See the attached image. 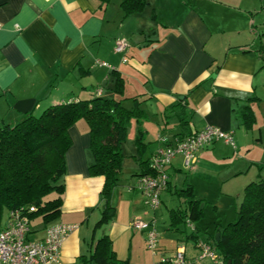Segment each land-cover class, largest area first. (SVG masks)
Instances as JSON below:
<instances>
[{"label":"crops","instance_id":"0c3cea01","mask_svg":"<svg viewBox=\"0 0 264 264\" xmlns=\"http://www.w3.org/2000/svg\"><path fill=\"white\" fill-rule=\"evenodd\" d=\"M241 5L238 0H147L140 11L128 14L121 0H0V126L51 104L100 94L123 97L126 107L141 109L140 121L131 119L136 134L138 127L145 131L133 160L126 161L130 189H123L118 198V184L114 186L109 198L113 213L96 226L104 206L103 178L88 169L93 154L87 122L79 118L71 125L61 213L45 227L38 218L33 220L30 240L43 238L47 226L63 222L78 225L62 244L65 264H94L91 252L103 234L111 239L118 258L134 264H153L179 246L185 264H212L209 258L196 260L193 239L172 227L169 210L174 207L168 208L167 220L159 222V212L147 206L153 213L145 212L144 195L137 187L140 162L149 160L158 147L157 139L154 146L146 141L148 131L156 130L157 137L163 128L170 134L183 131L174 115L181 110L188 119L186 132L212 124L231 131L236 140L235 147L217 140L199 150L188 170L181 155L167 168L169 185L161 194L178 196L177 190L188 183L204 199L202 207L217 197V213L212 211L207 220L206 206L193 221L200 239L233 220L245 186L264 178L262 38L253 43L241 33ZM118 37L127 40L126 61L114 50ZM118 81L121 86L115 92ZM178 198L179 205L185 204L184 197ZM133 213L144 221L155 216L156 254L146 247V232L130 226ZM7 219L5 209L0 221L5 224Z\"/></svg>","mask_w":264,"mask_h":264},{"label":"trees","instance_id":"16d2710c","mask_svg":"<svg viewBox=\"0 0 264 264\" xmlns=\"http://www.w3.org/2000/svg\"><path fill=\"white\" fill-rule=\"evenodd\" d=\"M146 3L147 0H121L128 14L140 11ZM259 53L264 66V38L261 39ZM117 83L115 92L121 86L120 81ZM124 99L96 94L88 99L51 104L39 113L30 112L19 121L0 126V214L5 209L8 213L19 210L28 215L29 227L36 218L45 227L60 215L66 152L72 144L69 128L79 118H83L89 127L93 154L88 169L90 175L103 178L101 195L104 206L95 225L107 222L113 213L109 198L119 181L123 157L121 144L127 136V122L131 118L140 121L142 112L135 105L126 107ZM174 115L183 131L170 134L163 128L157 137L158 147L159 135L166 136V144L171 145L175 140L196 132L185 131L188 119L184 111ZM144 133L138 127L135 139L138 146L143 143ZM140 164V176L151 173L148 159ZM168 185L169 175L164 189ZM177 194L184 197L185 204L169 210L172 227L185 234L186 238L193 239L196 247L198 240H205L222 256L225 263L231 260V264H264V178L252 180L245 186L236 217L221 228L216 227L217 232L209 233L206 239L197 236L193 225V221L203 215L204 199L198 197L188 183L177 190ZM31 207L34 210H30ZM180 224H188L190 231L186 232ZM216 233H219L218 238ZM91 260L94 264H134L115 255L107 234L95 241Z\"/></svg>","mask_w":264,"mask_h":264},{"label":"built area","instance_id":"2783aa9c","mask_svg":"<svg viewBox=\"0 0 264 264\" xmlns=\"http://www.w3.org/2000/svg\"><path fill=\"white\" fill-rule=\"evenodd\" d=\"M127 46L126 38L118 37L115 40L114 50L122 54V61L127 60L125 55ZM97 63L108 66L99 60ZM166 140V136L159 135L160 146L149 159L151 173L141 175L138 180L145 204L150 210L159 207L160 194L168 181L167 168L177 154L183 157V167L189 169L196 162L198 151L212 145L217 140H223L235 147L232 132L212 124H207L201 130L175 140L171 145L166 144ZM30 210H34V207ZM188 224L192 227L190 223ZM130 226L146 232V247L152 254H156L159 234L154 220L144 221L139 217H133ZM77 227V224L55 222L45 228L43 238L30 240L28 238L30 230L28 215L19 210H12L8 213L5 224L0 221V264H65L61 257L62 244ZM196 244L198 247L196 260L209 258L212 264H226L209 242L198 240ZM185 263L184 248L180 246L175 252L160 256L153 264Z\"/></svg>","mask_w":264,"mask_h":264},{"label":"rangeland","instance_id":"374dc122","mask_svg":"<svg viewBox=\"0 0 264 264\" xmlns=\"http://www.w3.org/2000/svg\"><path fill=\"white\" fill-rule=\"evenodd\" d=\"M238 2H240V4H242L241 6L243 9V16H244L243 20L241 21V24H240L241 33L243 34L244 37H248V40L250 42L253 41V43H259V40L261 38H264V0H238ZM149 106L150 105H148V107ZM41 111H42V109L39 112H41ZM136 126H137V124H136L134 119H130L127 122V127H128L127 136H126V139L121 144V151H122V155H123L122 160L125 159V161H123V163L121 161V167L124 165V168L122 169L123 173H121L120 181L118 183V189H117V193H116V196L118 198L123 196V193H121V192H123V189H127L132 185L131 183H129V180H128L129 176L124 175V173L125 172L130 173V170L125 169V168L129 167L128 163L126 161L128 159L132 161L133 160V153L135 152V150L136 151L138 150V146H137V143L135 141V139H136ZM148 132L149 133L146 135V141L150 142V145H153V146L156 145L157 131L155 130V131H148ZM233 141L235 144L236 140H235L234 136H233ZM130 178H131V176H130ZM135 186H137V185H135ZM137 188H139V183H138ZM163 193L160 196L159 207L156 208L155 210H153V212H155V213L159 212V216L157 217L159 219V222H162L164 219L167 220L168 208L176 207L177 205L180 204V200H179L177 195H175L173 193L168 194L167 192H163ZM126 196H125V198H126ZM216 199H217V197H214L212 200L208 199L207 200L208 202H205L203 204L204 209L207 206V214H206L207 220L211 219L210 213H212V211L217 213V211H214V204L217 201ZM144 204L145 203H143V206H145V212L146 213L147 212L153 213L150 210H148L149 208L146 209V205H144ZM122 209L125 210L126 207L124 206ZM133 214H134V216H132L131 219L135 216L141 215L139 213H133ZM160 214L163 217H161ZM212 215H214V213H212ZM152 217H153L156 229H157L158 227L156 225V218H155V216H152ZM186 228L189 229L188 224H186ZM157 232H159L158 229H157ZM157 244H158V241H157ZM147 251H149V250H147Z\"/></svg>","mask_w":264,"mask_h":264},{"label":"water","instance_id":"95a60500","mask_svg":"<svg viewBox=\"0 0 264 264\" xmlns=\"http://www.w3.org/2000/svg\"><path fill=\"white\" fill-rule=\"evenodd\" d=\"M180 98L182 99L183 97L180 96ZM218 236H219V233H216V237H217V238H218ZM226 264H231V260H228V261L226 262Z\"/></svg>","mask_w":264,"mask_h":264}]
</instances>
